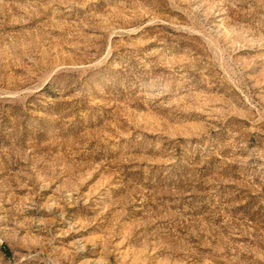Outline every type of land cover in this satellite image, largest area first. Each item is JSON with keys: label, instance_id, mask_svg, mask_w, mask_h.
<instances>
[{"label": "rangeland", "instance_id": "374dc122", "mask_svg": "<svg viewBox=\"0 0 264 264\" xmlns=\"http://www.w3.org/2000/svg\"><path fill=\"white\" fill-rule=\"evenodd\" d=\"M0 264H264V0H0Z\"/></svg>", "mask_w": 264, "mask_h": 264}]
</instances>
